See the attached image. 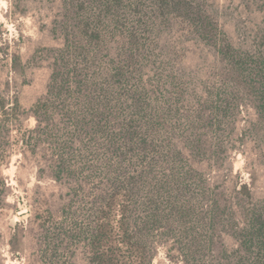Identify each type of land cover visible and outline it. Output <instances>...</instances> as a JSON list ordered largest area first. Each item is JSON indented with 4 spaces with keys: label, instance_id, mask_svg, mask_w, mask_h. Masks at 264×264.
<instances>
[{
    "label": "rangeland",
    "instance_id": "1",
    "mask_svg": "<svg viewBox=\"0 0 264 264\" xmlns=\"http://www.w3.org/2000/svg\"><path fill=\"white\" fill-rule=\"evenodd\" d=\"M74 1L80 9L73 16L72 4L62 0H0V95L17 98L21 109L18 119L7 117L9 132L0 143V182L10 188L0 204V264H92L84 231L96 217L93 203L112 180L153 162L166 165L162 156L172 145L182 155L178 164L193 175L187 206L208 209L210 200H199L200 180L242 223L239 204L264 201V130H251L257 114L249 97L225 85L232 70L219 47L226 41L253 57L264 55V0H196L210 21L205 37L188 19L161 14L159 0ZM78 22L96 35L83 42L87 54L100 59L90 76L99 84L109 79L117 153L108 152L102 135L82 133L76 141L59 135L56 115L35 150L22 140L37 126L31 110L47 96L65 29L73 31ZM68 35L71 44L79 39ZM231 90L236 105L225 101ZM53 106L61 107L57 100ZM60 153L67 167L62 174L56 170ZM243 184L250 196L237 193ZM181 239L156 237L151 264H186L188 245ZM214 239L198 264H231L235 238L218 230ZM119 257V264H149L126 247Z\"/></svg>",
    "mask_w": 264,
    "mask_h": 264
},
{
    "label": "trees",
    "instance_id": "2",
    "mask_svg": "<svg viewBox=\"0 0 264 264\" xmlns=\"http://www.w3.org/2000/svg\"><path fill=\"white\" fill-rule=\"evenodd\" d=\"M62 1L66 6L72 4L73 16L78 13L80 7L77 2ZM158 3L161 14L180 15L188 19L201 36L209 35V17L196 0H159ZM90 27L88 23L78 22L73 31L65 29V45L55 56L47 96L31 110L38 121L37 126L30 130L31 134L22 139L26 146H31L34 150L39 144L41 134L50 132L56 115L59 118V135L69 136L75 141L82 133L91 136L102 135L107 141L108 152L117 153V135L112 128L114 120L109 79L107 77V83L99 84L98 77L90 76L95 62H100L98 57L87 54L88 42L96 36L90 31ZM68 34L79 39L71 44V36ZM83 39L88 42H83ZM75 42L77 43L74 44ZM219 50L232 70L225 85L232 84L234 89L241 90L240 94L249 97L257 114V122L251 130L258 133V125L264 130V55L253 57L249 52L236 50L226 41L220 44ZM251 59V67H247ZM228 92V96L224 97L226 103L232 101L236 105L237 100L232 97L236 95L235 91ZM55 100L59 101L61 107L53 106ZM20 110L17 98L12 101L0 95V143L9 132L7 117H11V120L18 119ZM44 123L47 130L42 132L41 126ZM129 133L130 131H127L125 135ZM61 149L64 150L65 147ZM165 152L162 161H165L166 165L162 162L154 165L153 162L136 173L125 174L122 179L118 177L112 180L109 189L101 194L100 200L93 203L92 210L96 217L87 224L84 231L91 263L119 264V252L126 247L131 253L135 251L138 258H145L151 264L156 254L157 239H154L158 236L163 239L168 236L176 239L182 237L181 240L188 245V249H183L185 258H188L186 264H191L189 259L198 264L200 254L214 246V236L218 230H225L238 243L235 250L238 254L236 258H231V264H264V201L253 203L248 208L238 201L244 216L243 222L238 223L234 211L226 207L227 203L222 205L217 194L205 193L206 189L198 180L201 188V199H198H209V207L202 211L193 206L188 207L187 204L192 202L193 198H186L184 195L190 191L188 180L193 178V175L184 171L178 164L182 155L175 145L169 146ZM56 170L58 174L67 170L64 154H61ZM123 173L122 169L120 174ZM206 180L203 178L201 182L205 185ZM9 192L7 182L2 179L0 204H6ZM237 193L251 195L247 184H243ZM194 203H198V200ZM111 213H115L116 225L112 223ZM187 218H193L189 220L190 224L187 223ZM179 229L180 235L177 234ZM158 240L162 242L161 239ZM220 257L223 256L219 255L218 261L221 260ZM200 264L213 263L200 261Z\"/></svg>",
    "mask_w": 264,
    "mask_h": 264
}]
</instances>
